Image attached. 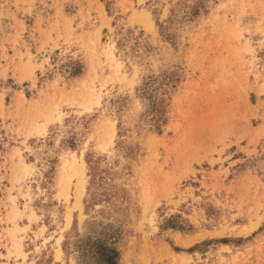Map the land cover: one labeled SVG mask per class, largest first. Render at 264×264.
Masks as SVG:
<instances>
[{
    "label": "rangeland",
    "instance_id": "rangeland-1",
    "mask_svg": "<svg viewBox=\"0 0 264 264\" xmlns=\"http://www.w3.org/2000/svg\"><path fill=\"white\" fill-rule=\"evenodd\" d=\"M87 239L264 264V0H0V264Z\"/></svg>",
    "mask_w": 264,
    "mask_h": 264
},
{
    "label": "trees",
    "instance_id": "trees-1",
    "mask_svg": "<svg viewBox=\"0 0 264 264\" xmlns=\"http://www.w3.org/2000/svg\"><path fill=\"white\" fill-rule=\"evenodd\" d=\"M76 249L78 264H120L117 249L100 240L79 241Z\"/></svg>",
    "mask_w": 264,
    "mask_h": 264
},
{
    "label": "bare ground",
    "instance_id": "bare-ground-1",
    "mask_svg": "<svg viewBox=\"0 0 264 264\" xmlns=\"http://www.w3.org/2000/svg\"><path fill=\"white\" fill-rule=\"evenodd\" d=\"M82 181H83V180H82ZM82 181H81L80 187L78 188V191H77V199H78V201H79V199H80V197H81V196H80V195H81V193H80V188H81V191H82V189H83V188H82V187H83V184H82L83 182H82ZM84 188H85V187H84ZM79 193H80V194H79ZM78 203H79V202H78Z\"/></svg>",
    "mask_w": 264,
    "mask_h": 264
}]
</instances>
